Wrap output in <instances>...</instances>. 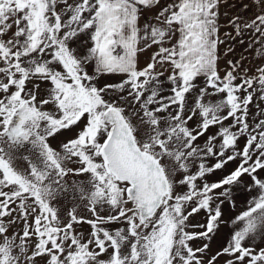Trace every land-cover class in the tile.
Wrapping results in <instances>:
<instances>
[{"label": "snow or ice", "instance_id": "snow-or-ice-1", "mask_svg": "<svg viewBox=\"0 0 264 264\" xmlns=\"http://www.w3.org/2000/svg\"><path fill=\"white\" fill-rule=\"evenodd\" d=\"M221 2L0 0V264H264V64L221 75ZM254 2L228 23L259 57ZM245 175L256 195L212 253Z\"/></svg>", "mask_w": 264, "mask_h": 264}, {"label": "rangeland", "instance_id": "rangeland-1", "mask_svg": "<svg viewBox=\"0 0 264 264\" xmlns=\"http://www.w3.org/2000/svg\"><path fill=\"white\" fill-rule=\"evenodd\" d=\"M249 47H247L248 49ZM252 48V47H251ZM245 50V51H242L244 50L243 48L240 49V52H247L248 50ZM256 51V45L254 46V49ZM241 54H247L248 55V58H243V57H239V60H244V61H247L249 60L250 62H252L254 65L258 64L257 62H262L264 63V58L261 57V58H256V59H251L249 58L250 55L249 53H241ZM254 55H256V53H253ZM262 55V54H261ZM260 55V56H261ZM264 55V53H263ZM236 61V59H234ZM243 61V62H244ZM248 66V65H247ZM91 71V69H89ZM224 73H221V75H223ZM249 75H252V74H249ZM118 79V78H116ZM161 79H163V77H161ZM200 83H202V80L199 81ZM259 101L256 99V97H254V104L255 103H258ZM260 107L261 108H264V103H260ZM250 109L252 110V112H255L256 109L253 105H250ZM215 131V128L213 129H210V132H214ZM73 133L71 132H64L62 135L58 136L55 140H52L50 141L53 145V147H56L59 142L61 140H64L68 137H70ZM204 140L201 139L199 141H197V143L199 144H203ZM244 139L241 138L240 141H239V146L240 148H243L244 146ZM27 147V146H26ZM22 154L24 155H28L29 153L25 150L22 151ZM215 161L214 160H210L209 163H214ZM21 166H25L23 161H19L18 162ZM238 163L237 162H230L226 168L224 170H220V171H217L215 173L214 176H210L209 179H215V180H218L220 179L223 175H225L227 173V171H230L232 169H234L236 167V164ZM75 167V166H73ZM261 175H264V173H261ZM88 177L87 175H69L67 177H65V180H67V182L69 183V185L72 184L73 181H87ZM241 184L238 185V186H233V191L231 193V197L230 199L232 201H234V206L232 203H230L228 200L225 201V205L223 206V211H224V219L226 221H229V223L227 224H223L221 225L218 233L216 234L215 238L213 239L212 243H211V251L212 253H215L216 251H218L219 249H221L227 242V239L229 237V235L231 234V232L233 231V228L235 227L234 225L231 224V219H234L236 216H238L240 213H242L244 210L247 209L248 207V202L252 199V197L254 195H256V192L254 190L252 191H249L248 189L245 188V185L246 184H251V180H250V177H248L247 175L243 176L241 178ZM217 191H220V190H217ZM60 203H62L65 207V210H67L68 208L71 207L72 203H73V194L72 193H68V194H65V195H62L60 197ZM85 216H87L88 218H91V215L90 213H87V212H83L81 213ZM204 212L202 211L201 213L199 214H196L194 215L191 220L193 223H203L204 222ZM120 225L118 224H112V225H109L110 228H116V227H119ZM16 227V230H20V225H17L15 226ZM78 230L79 231H82L85 236H87V234L90 232V226L86 223H83L81 225L78 226ZM194 231H199L200 229H193ZM11 234V233H10ZM261 240H262V237H260L259 235L256 237V243L258 246H264V244L261 243ZM202 241H195L193 242V246H198L199 244H201ZM220 264H223V261L221 260L220 261Z\"/></svg>", "mask_w": 264, "mask_h": 264}, {"label": "crops", "instance_id": "crops-1", "mask_svg": "<svg viewBox=\"0 0 264 264\" xmlns=\"http://www.w3.org/2000/svg\"><path fill=\"white\" fill-rule=\"evenodd\" d=\"M170 2V0H161V6H164L166 3ZM247 5V7H245ZM157 9L152 10H145L144 15L140 21L141 25L145 22L146 19L153 17L156 14ZM220 17H219V23L221 25L220 27V38L224 40V43L219 45V54L220 59L218 61L219 69L221 73H224V70L229 68L228 61L232 60L233 62L240 61L241 70L243 68L249 69V74H253L255 69L260 66L261 64H264L262 62H257L258 64L254 65L249 60H239V57L248 58L247 54H241V53H249L251 59L256 58H264V55L262 53L261 56L257 57V55H254L253 53H256L254 49V46L260 47V45H257L253 43L254 37L249 32H244L243 35L237 36L234 29L229 25L228 21L236 16L240 15L243 17L251 18L255 14L259 13L261 11V8L259 5H257L254 0H222L220 7ZM225 33H228L230 35L226 36ZM243 41V43H241ZM231 47V51L225 55V50ZM247 47H249L247 49ZM252 47V48H251ZM244 49L242 51L248 50L247 52H240V49ZM156 50L155 46L151 49L146 50L141 56H140V64L143 66L148 59L151 57L152 53ZM236 59V61L234 60ZM244 61V62H243ZM248 65V66H247Z\"/></svg>", "mask_w": 264, "mask_h": 264}]
</instances>
